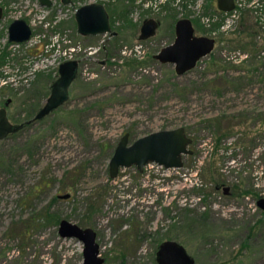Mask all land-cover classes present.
<instances>
[{
  "label": "rangeland",
  "instance_id": "rangeland-1",
  "mask_svg": "<svg viewBox=\"0 0 264 264\" xmlns=\"http://www.w3.org/2000/svg\"><path fill=\"white\" fill-rule=\"evenodd\" d=\"M86 1L0 0V106L11 99L12 122L44 103L60 61L81 58L63 104L0 138V264H82V241L38 221L44 212L92 227L103 264H156L157 245L168 238L195 264H264L257 204L264 196V0H236L225 14H213V0H193V10L191 0L148 9L132 2L130 22H116L122 28L106 40L107 53L87 47L105 34L77 32L75 9ZM181 16L196 19L197 34L213 30L216 43L178 75L153 54L173 40ZM15 17L30 23L29 42H8ZM145 17L160 24L143 40ZM67 41L81 49L70 53ZM140 43L142 55L134 49ZM125 45L132 50L122 54ZM179 125L192 137L183 166L149 162L110 176L109 159L126 131L131 142Z\"/></svg>",
  "mask_w": 264,
  "mask_h": 264
},
{
  "label": "water",
  "instance_id": "water-1",
  "mask_svg": "<svg viewBox=\"0 0 264 264\" xmlns=\"http://www.w3.org/2000/svg\"><path fill=\"white\" fill-rule=\"evenodd\" d=\"M43 5L51 4V0H39ZM69 3L71 0H61ZM218 8L232 10L234 0H216ZM3 7L0 4V18ZM77 31L83 35L97 34L110 31L109 16L105 6L99 2H88L80 5L75 10ZM157 22L147 18L141 25V30L151 33L156 28ZM174 40L163 46L154 56L162 62H172L177 73H182L195 66L196 62L214 45V38L207 35H195L194 26L188 17L176 20ZM113 32V31H112ZM31 33V27L24 18H14L8 27L10 40H26ZM80 59L73 58L62 61L58 66V75L51 84L50 94L42 108L35 117H40L52 108L61 105L69 97L71 82L78 72ZM22 123L12 122L8 115L6 105L0 107V138L16 131ZM192 137L183 125L173 128H161L150 131L129 141V133L125 132L117 141L109 159V174L115 177L120 167L135 165L139 171L145 164L155 162L165 168H178L183 166L185 154L191 153L189 144ZM229 186H223L226 193ZM69 193L60 196L67 197ZM258 205L264 208V196L258 199ZM58 232L63 237H76L83 243L82 264H103L104 258L99 255V244L96 241V231L90 226H81L66 218L58 222ZM156 264H195V260L188 253L185 246L175 239H165L156 252Z\"/></svg>",
  "mask_w": 264,
  "mask_h": 264
},
{
  "label": "flooded vegetation",
  "instance_id": "flooded-vegetation-1",
  "mask_svg": "<svg viewBox=\"0 0 264 264\" xmlns=\"http://www.w3.org/2000/svg\"><path fill=\"white\" fill-rule=\"evenodd\" d=\"M73 0H71L69 3H63L61 0H60V3H62V4H70L71 2H72ZM106 1H108L107 2V4L105 3ZM165 0H92V1H86V2H84V3H88V2H99V3H102L104 6H105V8H106V10H107V12H108V16H109V24H110V27H111V30L110 31H106V32H103V33H97V34H88V35H100V34H105V36H107V38H102V39H100L99 40V43L97 44V45H88L87 47H89V46H91V47H93V46H96V49L97 48H101V47H103V50H105L106 51V53H107V50L105 49V44H106V40L108 39H110V38H113V37H115V36H117V34L120 32V28H122V25H116V22L118 23V22H120V21H122V23L121 24H123L124 25V22H130V17H129V12L131 11V14H132V12H134V11H132V9H131V7L129 6L132 2L134 3V4H138V5H142V6H145V7H147L146 9H148L149 7L151 8L152 6H157V8H159V5H163V2H164ZM176 1H180V0H176ZM235 1V7L232 9V10H234V9H236L237 8V1L236 0H234ZM40 2V1H39ZM52 3H53V0H51V4H49V5H45V6H51L52 5ZM84 3H82V4H84ZM41 4V3H40ZM81 4V5H82ZM42 5V4H41ZM44 5V4H43ZM127 5L129 6V7H127ZM189 5L191 6V9L193 10V9H195V8H197L198 9V4L195 2V1H193V0H191V2H189ZM212 5L214 6V12L215 13H213V14H217V13H219V14H225V13H227L228 11H230V10H228V11H226V10H222V9H220V8H218V6H217V1L216 0H213L212 1ZM80 6V5H79ZM78 6V7H79ZM164 7V6H163ZM77 8V7H76ZM76 10V9H75ZM3 15V14H2ZM2 17V16H1ZM182 17H186V16H181V17H178L176 20H178L179 18H182ZM189 19H191V21H192V23H193V26H194V24H196V19L195 18H193L192 16H187ZM195 17V16H194ZM15 18H19V17H15ZM74 18H75V15H74ZM147 18H153V19H155L157 22H159L158 24H157V26H156V28L153 30V32H151V33H145V32H143L142 30H141V25H142V23H143V21L145 20V19H147ZM220 18V17H219ZM14 19V18H13ZM12 19V20H13ZM25 19V18H24ZM207 19H208V17H207ZM12 20L9 22V24L12 22ZM26 20V19H25ZM127 20V21H126ZM47 21H51V19H47ZM207 21V20H206ZM206 21L204 20V22L206 23ZM26 22L30 25V23L26 20ZM76 22V21H75ZM176 22V21H175ZM220 22H221V19H219L218 21H216L215 20V25H216V28L218 27V26H220ZM208 23V22H207ZM9 24H8V27H9ZM159 24H160V21L158 20V19H156V18H154V17H145V18H143L142 19V22H141V24H140V31H139V35H138V38L139 39H143V40H145V39H147L148 37H150V36H152L153 34H155V32H156V30H157V28H158V26H159ZM224 23H222L221 25H223ZM175 25V24H174ZM30 27H31V25H30ZM76 27H77V24H76ZM210 27V26H209ZM210 28H212V27H210ZM77 29V28H76ZM113 31V32H112ZM78 32V31H77ZM33 33H34V31H33V29H32V27H31V33H30V35H29V37L26 39V40H23V41H16V40H10L9 39V34H8V42H10V43H15V44H20V43H26V42H29V40H31V38L33 37ZM79 33V32H78ZM81 34V33H80ZM194 34L195 35H207V36H209V37H213L214 38V45H213V48L211 49V51L210 52H208L206 55H209V54H212V52H213V50H214V46H215V43H216V36H215V34H214V31L213 30H211V32H210V34H207V33H205V34H197L196 32H195V30H194ZM81 35H83V34H81ZM84 36V35H83ZM85 36H87V35H85ZM174 38H175V28H174ZM174 38H173V40H174ZM70 39V38H69ZM172 40V41H173ZM171 41V42H172ZM170 42V43H171ZM169 44V43H168ZM123 45V44H122ZM167 45V44H166ZM67 46H69V43H68V41L66 42V44H65V47H67ZM165 46V45H164ZM163 47V46H162ZM161 47V48H162ZM124 48L126 49H123L122 51H121V53L122 54H126V51H129V53L131 52V50H132V46L131 45H125L124 46ZM160 48V49H161ZM134 49H135V51H136V53H140L141 55H142V49H143V46H142V43H140L139 45H134ZM160 49L156 52V53H158L159 51H160ZM156 53H154L153 54V57L154 58H156L154 55L156 54ZM123 56V55H122ZM205 56V55H204ZM113 58H115L114 56H112ZM203 57V56H202ZM201 57V58H202ZM142 58V57H141ZM200 58V59H201ZM80 59V58H79ZM158 61H160L158 58H156ZM199 59V60H200ZM64 60H67V59H64ZM64 60H62V61H64ZM81 60V59H80ZM199 60L196 62V64L199 62ZM62 61H60L59 63H58V66H59V64L62 62ZM138 61H140V60H138ZM80 62V61H79ZM106 62V61H105ZM161 63H167V62H162V61H160ZM124 63V62H123ZM168 63H172V62H168ZM113 64V63H112ZM196 64H195V66H196ZM108 65H111V64H108ZM173 65H174V63H173ZM78 67H79V64H78ZM193 68V67H192ZM191 69V68H190ZM174 70H175V65H174ZM189 70V69H188ZM187 71V70H186ZM186 71H184V72H186ZM57 72H58V68H57ZM175 72H176V70H175ZM184 72H182V73H184ZM78 73V72H77ZM182 73H177L176 72V74H182ZM57 75H58V73H57ZM1 76H3V77H5V75H1ZM7 76H8V74H7ZM57 77V76H56ZM76 78V77H75ZM74 81V80H73ZM72 81V82H73ZM53 82V81H52ZM52 82H51V84H52ZM71 82V83H72ZM51 84H50V90H51ZM70 89V88H69ZM49 94H50V92H49ZM49 94H48V96H49ZM47 96V97H48ZM47 97L45 98V101H46V99H47ZM69 98V97H68ZM10 101H11V99L10 98H6L4 101H3V105H1L0 107H2V106H5L6 105V107H7V105L10 103ZM45 101H44V103H45ZM44 103L37 109V111L35 112V114L32 116V117H30V118H28V119H24L23 121H20V122H18V123H22V126L21 127H23L25 124H27V123H30V122H32L33 120H35V119H40V118H43L44 116H46L48 113H50L52 110H54L55 108H57L58 106H60V105H58V106H56V107H54V108H52L50 111H48L47 113H45L44 115H42V116H40V117H35V115L37 114V112L42 108V106L44 105ZM64 103V102H63ZM62 103V104H63ZM20 127V128H21ZM20 128H18L17 130H19ZM186 129V128H185ZM16 130V131H17ZM16 131H14V132H16ZM126 132H128V131H126ZM129 133V132H128ZM229 191V190H228ZM225 193V192H224ZM227 193V192H226ZM61 197V196H60ZM259 199V198H258ZM258 199H257V201H258ZM257 204H258V202H257ZM262 209H264V208H262ZM168 239H172V238H168ZM163 240H165V239H163ZM163 240H161L159 243H158V245H157V248H156V250H155V260H156V252H157V250H158V247H159V244L163 241ZM176 240V239H175Z\"/></svg>",
  "mask_w": 264,
  "mask_h": 264
},
{
  "label": "trees",
  "instance_id": "trees-1",
  "mask_svg": "<svg viewBox=\"0 0 264 264\" xmlns=\"http://www.w3.org/2000/svg\"><path fill=\"white\" fill-rule=\"evenodd\" d=\"M199 192V191H198ZM41 219L42 222H44L43 224H47V223H53V224H58L59 222V217L57 214H55L54 212H44L43 214L39 215V219L38 221Z\"/></svg>",
  "mask_w": 264,
  "mask_h": 264
},
{
  "label": "built area",
  "instance_id": "built-area-1",
  "mask_svg": "<svg viewBox=\"0 0 264 264\" xmlns=\"http://www.w3.org/2000/svg\"><path fill=\"white\" fill-rule=\"evenodd\" d=\"M69 47V46H68ZM68 47H66V48H68ZM88 48H92L91 46H89ZM79 49H81V46L79 45V44H76V45H72L71 47H69V52L70 53H72L73 51H75V50H79ZM66 50L67 49H65V52L64 53H66ZM84 50H85V48H84ZM75 58V57H74ZM76 58H80V57H76ZM66 59H73L72 58V56L70 55L69 57H67ZM81 59V58H80ZM59 62V61H58Z\"/></svg>",
  "mask_w": 264,
  "mask_h": 264
}]
</instances>
